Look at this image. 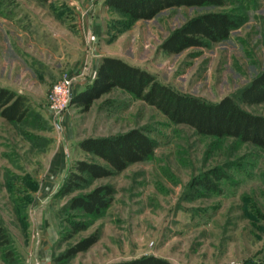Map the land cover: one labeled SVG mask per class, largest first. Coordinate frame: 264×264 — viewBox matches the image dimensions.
I'll return each instance as SVG.
<instances>
[{
    "label": "rangeland",
    "instance_id": "rangeland-1",
    "mask_svg": "<svg viewBox=\"0 0 264 264\" xmlns=\"http://www.w3.org/2000/svg\"><path fill=\"white\" fill-rule=\"evenodd\" d=\"M64 1L0 0V86L28 106L19 122L0 116V221L9 236L0 264H112L145 254L174 264H264V147L198 134L117 87L88 108L70 101L58 125L50 108L54 85L76 78L75 94L91 83L88 57L99 49L120 52L182 93L211 102L234 95L264 70V0L171 7L138 22L106 12L97 49ZM208 11H231L241 23L209 47L159 50L170 32ZM241 106L264 115V102ZM134 127L156 141L149 158L57 194L72 162L89 159L80 140ZM99 184L114 188L101 215L67 208ZM79 219L87 227L65 239L69 221ZM94 232L87 250L61 258Z\"/></svg>",
    "mask_w": 264,
    "mask_h": 264
},
{
    "label": "trees",
    "instance_id": "trees-1",
    "mask_svg": "<svg viewBox=\"0 0 264 264\" xmlns=\"http://www.w3.org/2000/svg\"><path fill=\"white\" fill-rule=\"evenodd\" d=\"M103 3L127 20L136 21L152 19L160 11L171 7L224 6L229 0H104ZM240 23L241 19L231 11L204 12L170 32L158 48L166 54H174L190 47H209L228 38L231 30ZM114 87L155 107L172 123L188 125L198 134L232 137L240 142L264 147V115L249 112L241 106L264 102V70L234 95H226L211 102L182 93L159 81L147 69L133 65L123 58L102 56L91 83L73 94L71 102L88 108L93 100ZM25 100L23 95L0 86V116L10 122L21 121L28 112ZM155 147L154 138L145 129L137 127L114 135L86 137L78 142V148L88 154L89 159L72 162L57 194L62 196L83 188L93 180L120 173L129 164L149 158ZM202 183L208 186L207 183ZM113 193L111 184H99L86 193L70 198L67 208L77 210L80 216H99L111 204ZM87 225L85 219L69 221V232L65 239L85 229ZM97 239L96 232L81 238L69 246L61 258L69 259L78 252L87 250ZM8 243L9 236L0 221V247ZM112 264L174 263L153 254H145Z\"/></svg>",
    "mask_w": 264,
    "mask_h": 264
},
{
    "label": "crops",
    "instance_id": "crops-1",
    "mask_svg": "<svg viewBox=\"0 0 264 264\" xmlns=\"http://www.w3.org/2000/svg\"><path fill=\"white\" fill-rule=\"evenodd\" d=\"M45 1H48V0H45ZM103 1L104 0H65L64 1V4L70 5L71 8H74L73 10L76 11V14L79 17V19L85 24V29H83V34L85 37L86 44L88 46H92V43H93L96 49L99 47L96 39L105 34L104 32L105 30L103 29L104 19L108 17V13L117 12L107 7L103 3ZM138 21H141V20H136V22ZM91 39H92V42H91ZM102 56H116V57L123 58L127 62L131 63L120 52H113L108 49L104 51H100L99 49L97 53H93L92 55L88 57L89 63L93 65V70H94L93 77L95 76L99 59Z\"/></svg>",
    "mask_w": 264,
    "mask_h": 264
},
{
    "label": "built area",
    "instance_id": "built-area-1",
    "mask_svg": "<svg viewBox=\"0 0 264 264\" xmlns=\"http://www.w3.org/2000/svg\"><path fill=\"white\" fill-rule=\"evenodd\" d=\"M75 80L77 79L69 77L64 81L63 84H56L52 89L50 98L53 104H50V108L55 115L56 125H58V115L63 112V110L71 101L73 95L72 86Z\"/></svg>",
    "mask_w": 264,
    "mask_h": 264
}]
</instances>
